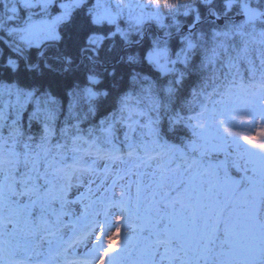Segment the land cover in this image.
<instances>
[{"label":"snow or ice","instance_id":"6c2138e0","mask_svg":"<svg viewBox=\"0 0 264 264\" xmlns=\"http://www.w3.org/2000/svg\"><path fill=\"white\" fill-rule=\"evenodd\" d=\"M0 264H264V0H0Z\"/></svg>","mask_w":264,"mask_h":264},{"label":"rangeland","instance_id":"374dc122","mask_svg":"<svg viewBox=\"0 0 264 264\" xmlns=\"http://www.w3.org/2000/svg\"><path fill=\"white\" fill-rule=\"evenodd\" d=\"M114 219V218H113Z\"/></svg>","mask_w":264,"mask_h":264}]
</instances>
